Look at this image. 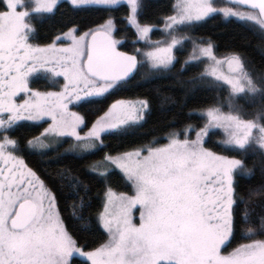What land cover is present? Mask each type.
I'll return each instance as SVG.
<instances>
[{
  "label": "snow or ice",
  "instance_id": "6c2138e0",
  "mask_svg": "<svg viewBox=\"0 0 264 264\" xmlns=\"http://www.w3.org/2000/svg\"><path fill=\"white\" fill-rule=\"evenodd\" d=\"M68 2L73 9L97 7L109 15L83 31L74 25L40 43L35 22L54 14L57 0H0V264H76L75 257L84 264H264V183L246 189L238 183L254 172L250 154L259 157L264 176V74L253 75L239 53L218 58L211 40L190 33L194 24L220 14L251 22L264 35V0H230L222 7L215 0H175L172 14L163 17L166 42L147 39L155 25L140 20L143 0ZM124 4L125 27L136 34L131 51L121 50L123 37L111 15ZM138 41L148 47H136ZM189 41L192 51L181 62L174 50ZM224 62L228 74L217 71ZM177 63L178 75L203 63L192 82L226 95L190 109L182 127L171 122L166 142L106 150L105 135L143 121L150 100H113L91 122L78 109L103 103L141 69L155 76ZM38 80L42 87L34 86ZM196 115L199 122L192 120ZM43 124L38 135L19 131ZM214 130L223 133L221 151L207 146ZM64 138L66 152H103L86 165L104 183L95 216L103 239L90 248L67 229L56 189L26 162L37 149ZM66 171L75 208L87 185ZM117 172L128 190L109 182ZM238 225L247 242L225 251Z\"/></svg>",
  "mask_w": 264,
  "mask_h": 264
},
{
  "label": "trees",
  "instance_id": "16d2710c",
  "mask_svg": "<svg viewBox=\"0 0 264 264\" xmlns=\"http://www.w3.org/2000/svg\"><path fill=\"white\" fill-rule=\"evenodd\" d=\"M174 0H143L141 9V22H152L155 30L151 37L158 39L162 37L160 28L163 25V17L172 14V4ZM54 10V14H46L36 20L37 37L40 43H50L52 38L74 25L79 26L83 31L87 27L102 23L109 12L103 8L86 7L84 9H73L67 1H61ZM223 5H229L223 0ZM126 11V5L116 6L111 9V15L115 17L118 26L117 35L123 37L121 50L131 51L133 40L136 34L131 28L125 27L122 19ZM190 33L204 40H211L215 45L214 54L217 56H227L232 52L239 53L247 67L253 75L264 74V35L261 34L258 26L251 22L239 21L235 18H225L220 14L211 15L201 22L194 24ZM142 47L140 41L135 45ZM191 42H185L176 50L175 55L183 62L191 52ZM204 69V64L188 66L183 75H178L180 64L169 73H159L155 76H144V69L123 87L116 89L103 103L89 104L80 107L78 111L91 122L101 114L107 104L116 99L135 100L137 98H147L151 102V108L145 119L138 124L126 127L122 131L106 134L104 142L106 150H126L149 141L158 140L166 142L163 137L168 125L175 121L177 128L182 127L190 109L206 105L213 98L226 95L219 90H211L200 81L192 82V78L197 76ZM211 79V78H210ZM62 82V80H61ZM44 81L38 80L34 86H43ZM56 90V89H52ZM226 110V109H225ZM193 122H199L198 115L192 117ZM26 125L31 122H24ZM24 127L19 129L20 133L26 136L38 135L43 127ZM194 135V134H193ZM221 130H214V134L208 140V147L216 146L217 151H221L218 141L222 138ZM68 139H63L62 143H57L53 147L36 150V154L27 157V164L40 172L48 181L50 186L56 189L59 200V212L67 229L79 240L80 244L89 248L103 239L102 229L95 221L96 212L102 206L104 183L92 173L88 172L86 165L93 160L99 159L103 152L95 154L81 155L80 152L68 151ZM248 166L254 167V172L250 179L240 177L238 183L242 189L248 187H259L264 183V176L261 174V161L259 157L249 156ZM70 170L78 175L84 184L87 185L86 195L81 200L76 197V207L73 208L71 179L67 175ZM109 182L120 190H128L124 187L119 173H114L108 177ZM83 191V190H82ZM259 199V197H256ZM82 209V212H81ZM79 217V219H77ZM91 220V224L87 221ZM247 242L244 236L243 226L238 225L231 243L225 251H230L238 243ZM76 264H84L80 257H75Z\"/></svg>",
  "mask_w": 264,
  "mask_h": 264
},
{
  "label": "rangeland",
  "instance_id": "374dc122",
  "mask_svg": "<svg viewBox=\"0 0 264 264\" xmlns=\"http://www.w3.org/2000/svg\"><path fill=\"white\" fill-rule=\"evenodd\" d=\"M61 1H67L68 2V0H57V4L59 3V2H61ZM174 2H175V0H174ZM215 3L217 4V6H225V5H223V0H215ZM126 5V4H125ZM229 18H232V17H229ZM236 19V18H235ZM163 29V25H162V27L160 28V30H161V32H162V37L161 38H158V39H153L152 37H151V34H152V32L155 30V28L153 29V30H151L150 31V33H149V36H148V40H151V41H157V40H160V41H169L170 40V37L162 30ZM141 43H142V49H145V48H147L148 47V45H147V43H146V41H140ZM184 44V43H183ZM182 44V45H183ZM180 46L181 45H177L176 46V49L174 50V53L176 52V50L177 49H179L180 48ZM191 51H192V46H191ZM191 53V52H190ZM217 56V55H216ZM218 58H224V57H226V56H222V57H220V56H217ZM217 71L218 72H221V73H223V74H228L229 72H230V69H229V67H228V65H227V63L226 62H224L223 64H221L219 67H218V69H217ZM61 80H62V78H60ZM129 101H131V100H129ZM85 131H86V129H85ZM64 139H68V138H64ZM55 144H57V142H55V140H53V142L51 143V146L50 147H53ZM50 147H48V148H50ZM47 149V148H46ZM39 150H44V149H39ZM76 152H80V150L79 149H77L76 150ZM138 215V214H137Z\"/></svg>",
  "mask_w": 264,
  "mask_h": 264
},
{
  "label": "water",
  "instance_id": "95a60500",
  "mask_svg": "<svg viewBox=\"0 0 264 264\" xmlns=\"http://www.w3.org/2000/svg\"><path fill=\"white\" fill-rule=\"evenodd\" d=\"M228 4H230V0H225Z\"/></svg>",
  "mask_w": 264,
  "mask_h": 264
}]
</instances>
